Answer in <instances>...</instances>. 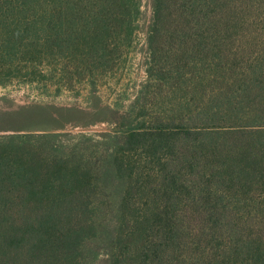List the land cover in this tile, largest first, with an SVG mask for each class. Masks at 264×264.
<instances>
[{
    "label": "trees",
    "instance_id": "trees-1",
    "mask_svg": "<svg viewBox=\"0 0 264 264\" xmlns=\"http://www.w3.org/2000/svg\"><path fill=\"white\" fill-rule=\"evenodd\" d=\"M129 1L0 0V65L14 67L20 52L28 60L26 48L36 43L47 48L40 51L47 60L57 53L63 66L66 51L81 48L101 26L109 35L124 26ZM140 1L131 0L138 12ZM260 16L264 0H152L148 76L138 102L148 93L156 98V85L167 84L188 89L200 104L192 106L188 95L178 98L184 111L176 126L131 127L123 116L119 138L133 146L145 138L147 155L139 159L153 162L147 171L155 179L140 187L154 198L147 218H131V227L145 223L138 239L135 228L125 247L112 244L109 264H264V221L242 230L245 220L233 210L242 196L264 203V140L251 136L244 155L236 144L222 145L247 139V128L264 130V39L251 47L256 33L243 29ZM205 81L219 84L200 93ZM212 99L217 109L200 108ZM22 129L0 135V264H84L87 241L101 232L94 198L107 181L97 184L82 163L72 177L63 175L73 183L56 181L54 167L62 173L66 162L45 143L53 133ZM209 137L222 140L231 162H214L211 151L199 149ZM120 152L114 153L117 174L126 170L131 180L145 171L125 167Z\"/></svg>",
    "mask_w": 264,
    "mask_h": 264
},
{
    "label": "rangeland",
    "instance_id": "rangeland-1",
    "mask_svg": "<svg viewBox=\"0 0 264 264\" xmlns=\"http://www.w3.org/2000/svg\"><path fill=\"white\" fill-rule=\"evenodd\" d=\"M128 4L129 21L124 22L122 27L113 28L116 32L112 35L101 26L96 36L82 40L81 48L68 49L65 65L63 63L65 67L61 65L62 60L57 53H51L47 60L40 52L47 48L36 43L26 48L25 58L28 60H23V52H20L14 67L9 69L8 63L5 67L0 65V135L23 132L25 129L22 128H28L35 134L50 131L53 135L47 137L45 143L52 144L53 150H58L60 153L57 155L66 162L62 165V173L54 167L56 181L73 183L63 175L72 177L79 163L87 164V172L95 177L93 181L97 184L107 181V188L100 186L94 198L101 206L97 217L101 232L87 241L84 264H109L108 248L117 242L118 246L125 247L131 240L127 239L131 230L135 228L138 232L134 239H138L145 223L131 227L135 223L131 218H147L153 204L150 189L140 187L142 183L149 184L155 179L147 171L153 166L150 156L146 159L151 163L139 159L147 155L142 147L145 138H141L137 146L119 138V128L126 125L122 122L123 116L127 117L131 127L176 126L180 125L179 117L184 111L178 98L188 95L192 106L200 104L198 96L191 98L188 89L169 87L167 84L156 85V98L148 93L138 102V93L148 76L147 31L152 16V0L140 1L141 12L134 4L131 6V0ZM258 22L260 24L256 25ZM243 29L246 34L256 33L254 39L257 42L250 37L251 47H254L264 39V18L260 16L256 21L250 20L243 24ZM95 57L97 60H94ZM239 84V81L232 82L228 87L231 90ZM217 85L205 81L198 90L210 93ZM169 96L171 100H168ZM217 102L212 99L211 103L200 108L212 111L217 109ZM247 130V139L232 137L223 141L222 145L236 144L238 154L244 155L243 148H249L247 145L251 136L264 140V130ZM220 142L222 140L218 137H209L204 143L207 145L199 149H203L204 153L211 151L210 160L214 162H231L230 155H226ZM117 149L124 153L120 152V162L125 167L145 171L134 173L137 178L131 180L126 170L117 174L114 170ZM233 210L235 216L242 215L245 220L243 225H239L242 230L257 229L253 224L257 218L264 221V203L258 198L244 199L242 196Z\"/></svg>",
    "mask_w": 264,
    "mask_h": 264
}]
</instances>
